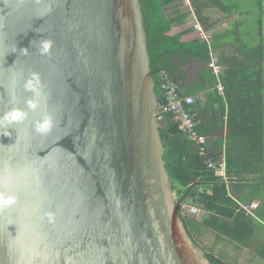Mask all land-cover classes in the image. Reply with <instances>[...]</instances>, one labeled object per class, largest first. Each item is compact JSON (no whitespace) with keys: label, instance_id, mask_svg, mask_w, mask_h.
<instances>
[{"label":"water","instance_id":"obj_1","mask_svg":"<svg viewBox=\"0 0 264 264\" xmlns=\"http://www.w3.org/2000/svg\"><path fill=\"white\" fill-rule=\"evenodd\" d=\"M160 110L140 0H0V264H211Z\"/></svg>","mask_w":264,"mask_h":264},{"label":"trees","instance_id":"obj_2","mask_svg":"<svg viewBox=\"0 0 264 264\" xmlns=\"http://www.w3.org/2000/svg\"><path fill=\"white\" fill-rule=\"evenodd\" d=\"M140 0L155 90L160 106L169 102L168 82L177 84L178 98H195L186 107L196 124L195 131L210 138L205 157L171 113L159 120L165 146L164 161L178 205L201 208L200 216L181 215L193 240L207 252L211 264H241L217 255L205 244L209 235L234 248L246 249L264 264V0H259L260 42L247 46L242 66L224 70L220 79L207 67L213 53L205 41L184 42L189 30L174 33L187 24L194 12L203 24V0ZM204 2V4H203ZM222 7L223 3H218ZM205 29H208L204 26ZM193 61L201 66L190 77L185 68ZM220 61V60H219ZM239 67V68H238ZM244 67V69H242ZM224 94L217 90L219 83ZM224 162L228 183L208 168ZM259 201L255 216H247L240 203Z\"/></svg>","mask_w":264,"mask_h":264},{"label":"crops","instance_id":"obj_3","mask_svg":"<svg viewBox=\"0 0 264 264\" xmlns=\"http://www.w3.org/2000/svg\"><path fill=\"white\" fill-rule=\"evenodd\" d=\"M190 3L189 0H186ZM208 4L206 8H202L203 24L198 22L194 12V18L191 17L187 24L176 28L174 33L189 30L194 22L200 24L202 29L208 35L210 42H206L211 46V51L220 60V65L224 70L233 69V65L242 66L246 59V47L255 46L260 42L259 29V0H203ZM218 3L223 6L217 7ZM204 4V2H203ZM250 4L252 6H250ZM207 27L208 29L204 28ZM197 38L194 31L184 36V42H190ZM210 64L207 65L209 67ZM201 65L197 61L185 68L190 72L192 77ZM210 68V67H209ZM239 68V67H238ZM244 69V67H242ZM220 79V76L217 77ZM222 85L220 82L217 86ZM223 86V85H222ZM224 87V86H223ZM219 92V90H218ZM225 92V88H224ZM221 93V94H224ZM253 217V216H252ZM205 244L210 248L216 249V254H226L227 258L240 261L241 264H262L258 259L254 258L253 253L246 249L234 248L226 242L216 241V237L209 235Z\"/></svg>","mask_w":264,"mask_h":264},{"label":"built area","instance_id":"obj_4","mask_svg":"<svg viewBox=\"0 0 264 264\" xmlns=\"http://www.w3.org/2000/svg\"><path fill=\"white\" fill-rule=\"evenodd\" d=\"M186 6H189V2H185ZM191 11V17L194 18V14L192 9ZM193 29L195 30L197 38H199L202 41L210 42L208 35L206 32L202 29L199 23L194 22L192 24ZM209 67L213 70L214 74L219 77L223 73V68L220 65L219 59L216 57V55H213L212 61L209 65ZM165 89L168 90L169 95V102L165 106H160V114H159V120H161V113H171L174 115V120L180 123V127L183 131L187 132L190 135V138L193 142L196 143V146L200 150V155L202 157L206 156L210 138L207 136L200 135L198 132L195 131L196 124L193 120V116L191 112L188 111L186 107L192 106L195 104V98L191 96H187L184 99L178 98L177 95V89L178 86L174 82H168L165 86ZM219 92H224V87L222 85H219L218 87ZM208 168L211 170H216L217 177L222 178L226 183H228V177L226 173V165L223 162L218 169H216L215 163L212 161H209L207 163ZM241 209L246 213L247 216H255L256 211L258 210L260 206L259 201H253L248 204L240 203ZM182 209L185 213L197 215L199 216L202 212L201 208H198L196 206H188L182 205Z\"/></svg>","mask_w":264,"mask_h":264},{"label":"clouds","instance_id":"obj_5","mask_svg":"<svg viewBox=\"0 0 264 264\" xmlns=\"http://www.w3.org/2000/svg\"><path fill=\"white\" fill-rule=\"evenodd\" d=\"M49 47H50V42H45L44 45H43L44 51L47 52ZM27 87H29V88L31 87V82H29ZM30 107L34 108L35 105L34 104H30ZM21 117H22V113H20L19 111H13L11 113V120L12 121L19 120V119H21ZM8 118L9 117L6 114L4 119L7 120ZM50 124H51L50 118L45 117L43 123H37L35 130L38 133H44V132L48 131V129L50 128ZM13 203H14V199L12 197H8L7 199H5L3 196H0V210L10 206Z\"/></svg>","mask_w":264,"mask_h":264},{"label":"bare ground","instance_id":"obj_6","mask_svg":"<svg viewBox=\"0 0 264 264\" xmlns=\"http://www.w3.org/2000/svg\"><path fill=\"white\" fill-rule=\"evenodd\" d=\"M192 97V96H191ZM160 114V113H159ZM180 206V205H179ZM184 206V205H183ZM189 206V205H188ZM180 208H181V212L183 213V214H188V213H185L184 211H183V209H182V205L180 206ZM188 215H192V214H188ZM193 216H197V215H193Z\"/></svg>","mask_w":264,"mask_h":264},{"label":"rangeland","instance_id":"obj_7","mask_svg":"<svg viewBox=\"0 0 264 264\" xmlns=\"http://www.w3.org/2000/svg\"><path fill=\"white\" fill-rule=\"evenodd\" d=\"M250 6H252V5L250 4ZM199 216H200V215H199ZM199 216H198V217H199ZM201 247H202V246H201Z\"/></svg>","mask_w":264,"mask_h":264}]
</instances>
